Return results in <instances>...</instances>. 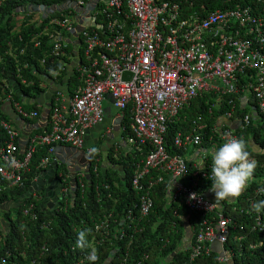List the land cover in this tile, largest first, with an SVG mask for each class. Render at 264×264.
<instances>
[{"label": "built area", "instance_id": "built-area-1", "mask_svg": "<svg viewBox=\"0 0 264 264\" xmlns=\"http://www.w3.org/2000/svg\"><path fill=\"white\" fill-rule=\"evenodd\" d=\"M93 1L97 8L95 15H100L101 28L98 31L94 24H79L84 60L76 70L82 84L65 102L60 99V91H56L47 119L48 130L30 134L21 151L18 129L0 115V127L7 136L0 146V191L22 183L37 146L47 147V155L39 162L41 168L57 162L53 156L55 145L83 147L88 129L104 119L102 101L109 94L121 113L126 109L130 111L136 149L146 145L148 152L136 164L131 177L136 202L122 211L120 218L115 217L113 209L108 210L95 224L96 233L101 239H109L127 235V229L137 231L153 207L154 186L162 182L166 174L169 176L168 200L181 203L201 217L193 242L183 247L188 250V257L181 264H195L198 256L212 251L217 253L218 264H234L232 253L224 244L230 229H243V226L224 213L222 204L218 205L198 189L200 182L209 179L212 161L205 155L199 161H191L193 170L189 173V161L182 153L169 152L164 135L168 122L197 97H205L208 113L220 109L223 112L215 118L211 135L206 139L197 131L177 132L172 141L178 151L196 149L206 141L211 156L226 139H241L242 131L255 122V117L264 115V0H223L216 1L213 6L208 0H64L54 6L58 15L48 14L43 32L35 37L47 34L53 41L52 54L63 55L65 42L61 30L72 32L77 23L73 20L72 8ZM38 44L36 40L35 45ZM124 71L131 75L123 78ZM10 99V92L0 97L3 101ZM14 110L22 118L32 119L39 115L37 110L25 109L17 102ZM202 162L203 170L199 169ZM97 168L95 164L94 173ZM85 171L76 173L80 184ZM57 176L62 177L61 174ZM67 177L75 178V175ZM62 179L65 181L66 177ZM260 183L263 184L264 179ZM57 184L59 186V182ZM103 187L107 190L106 196L111 198L109 185ZM262 187L264 185L255 189L256 193H262L259 191ZM69 189L70 185L66 184L58 187L57 196L65 198L64 203L69 202ZM193 193L198 194L196 199L189 198ZM30 194L34 200L42 198L34 184ZM248 200L246 213L252 215L250 228L264 232L260 213L252 207L255 202ZM34 207L31 200L22 212L37 220ZM173 214L176 216L177 210ZM111 222L119 228L113 230ZM42 225L47 224L43 222ZM0 230L8 231L4 222ZM213 243L219 245V251L213 249ZM260 244L261 241L249 243V248ZM125 250L128 253V246ZM147 257L146 253L142 255V259ZM126 259L124 257L121 264H126ZM140 263L141 260L137 262ZM0 264H5L3 257Z\"/></svg>", "mask_w": 264, "mask_h": 264}, {"label": "trees", "instance_id": "trees-1", "mask_svg": "<svg viewBox=\"0 0 264 264\" xmlns=\"http://www.w3.org/2000/svg\"><path fill=\"white\" fill-rule=\"evenodd\" d=\"M63 1L4 0L0 3L1 98L10 92V100L13 101L17 95L16 91H12L13 87H17L23 95L31 98L38 97L45 90L41 86L42 76L52 79L51 72L53 71L58 72L56 77L62 81L66 74V63L69 61L68 53L71 52L68 44L65 43L63 46V55L54 56L52 39L47 34L41 37H35V35L43 32L49 20L48 14L58 15V12L54 11V6L62 4ZM216 1L221 3L223 0H208L207 3L213 6L216 5ZM63 6L66 5L63 4ZM36 8L44 9L46 14L36 21H31L30 19L35 14L33 9ZM19 14L28 15V17L18 20ZM48 29L52 30L50 25ZM36 40L39 41L38 45H35ZM80 41L82 42L81 39ZM78 48L82 54L83 48L80 43H78ZM21 78L25 81L22 82ZM68 78L69 93L72 95L79 83L77 70L73 69ZM52 100L54 101L53 95ZM2 101L0 100V107ZM23 107L39 110L35 103L23 105ZM221 112L223 109L212 110L208 113L205 97L192 100L179 111L177 117L168 122L164 135L165 147L171 153H182L174 147L172 141L177 132L197 131L206 139L211 135L215 118ZM128 114L127 110L123 120L125 133H130ZM0 115L4 118L1 110ZM48 128L47 124L46 130ZM6 137L5 131L0 127V146L3 145ZM241 139L246 142L251 156L257 161L253 177L260 178L262 181L264 179V166H261L264 163V115L260 114L255 117V122L242 131ZM251 141H253L252 145ZM207 145L208 143L204 141L202 147L205 148ZM147 152L148 146L146 145H141L139 149L128 153L125 151L118 153L114 147L108 148L106 150L107 160L109 163L118 164L114 169L105 168L94 156L89 157L87 152L86 157L82 158L83 166L79 170L68 159L59 161L54 153L53 156L58 161L54 175L60 187L64 184L70 185L69 202L64 203L65 198H59L56 194L54 204L48 207L43 204L45 198L42 191L39 193L43 198L39 200H34L30 194L32 184L39 190L34 178L44 169L39 166V162L47 155L46 146H37L32 154L29 168L23 174L22 183L6 186L0 191V216L8 227L6 233L0 230V258L5 259V264H91L88 256L91 248H94L98 255L95 264H121L124 257H127L126 264H137L139 260H141L140 264H181L188 257V250L183 249L182 246L187 227L184 226L180 217L173 214L174 210L178 209L182 215L188 216L191 230L188 233L189 242L194 240L201 217L199 213L188 210L181 203L168 200L169 176L166 174L164 180L154 186L152 190L153 207L148 216L139 224L137 231L127 229V235L121 238L101 239L94 230L95 224L100 222L99 219L108 210L113 209L115 217L120 218V213L136 202L137 195L131 187V177L136 164L144 159ZM100 156V154L97 155V157ZM95 164L98 166L96 173L93 172ZM118 168H121V171ZM80 170H86L85 176L81 177L82 184L78 181L76 174ZM192 170V163L189 162V173ZM59 174L66 177L65 181L57 176ZM68 175H75V178L67 177ZM260 180L256 184L249 183L242 195L235 199V203L222 201L224 213L243 226V229L239 227L230 229L224 244V248L232 253L234 264H264V232L251 230L252 215L246 213L249 207L248 199L255 203L264 200V192L256 193L255 190L264 185L260 183ZM211 182L210 179L200 182L198 189L204 191ZM104 184L109 185L108 191L112 194L111 198L106 196L107 190L104 189ZM31 200L35 203L34 210L38 214L37 220L31 219L22 212ZM231 204H234L235 208H232ZM13 209H15L14 215ZM260 216L264 223V210L260 212ZM179 221L182 223L181 226L178 225ZM43 222L47 225L43 226ZM110 227L114 230L118 229L119 225L111 222ZM82 229L90 230L88 238L91 248L84 250L76 248L77 233ZM237 236L242 238L238 240ZM256 241H261V244L255 248H249V243ZM43 246L45 250L42 249ZM127 246L128 253H125ZM7 251L10 253L7 254ZM145 253L148 257L142 259ZM216 257L217 253L212 251L206 255L201 254L194 263L218 264Z\"/></svg>", "mask_w": 264, "mask_h": 264}, {"label": "crops", "instance_id": "crops-1", "mask_svg": "<svg viewBox=\"0 0 264 264\" xmlns=\"http://www.w3.org/2000/svg\"><path fill=\"white\" fill-rule=\"evenodd\" d=\"M95 6V7H94ZM73 9V8H72ZM35 11V14H33L31 21H36L40 17H44L46 14L44 12V9H33ZM96 8V2L93 1V3H89L84 5L83 7L75 6L73 9V20L76 21L77 24L86 23L89 25H95V28L100 31V15L96 14L95 11ZM37 11V12H36ZM28 15L19 14L17 16L18 20H22L23 18H27ZM96 21V22H95ZM75 25V26H76ZM62 32H64L62 34ZM69 33V36H68ZM76 36L75 31L73 32H66L64 30H61V38L62 41L68 44L71 52L68 53V63H66V74L64 75L62 81L56 77L58 72H51L52 73V79L47 76H42V82L41 86L45 88V90L42 93V95H38L36 98H31L27 95H23L17 87H13L12 91H16L17 95L16 98H13V101H2L0 110L2 111L4 118L8 120L11 125H13L15 128L19 131L18 136V143L20 150L22 151L25 148L26 141L28 139V136L30 134L34 133H41L46 130V125L48 124L47 119V109L50 111L51 103H52V95L54 96V101L56 97V91H60L61 93V100L63 102L67 101L68 98L71 96L69 93V75L72 74L73 69H76L77 65L80 64L84 59L83 52L81 54L80 49L77 47L78 42H80V36ZM78 38V39H77ZM83 48V47H82ZM75 62V63H74ZM78 85H81V81L78 78ZM76 86V87H77ZM75 87V88H76ZM55 93V94H54ZM53 101V102H54ZM17 102L21 106L25 105H32L35 103L38 106L37 110L39 112V115L35 118L28 119V118H22L19 116L15 110H14V103ZM103 110H104V119L103 121L88 129L86 136H85V143L83 147L81 148H74L67 144H57L54 148L56 153V157L59 159V161H65L68 159L72 162L73 165H75V168L79 170L82 165V160L84 157H86V153L89 152V149L92 147L97 148L99 151L96 155H93L95 159H98L99 163L103 164V166L109 167V168H116L118 164H112L109 163V161L106 158V150L110 147H114V150L118 153L121 151H125V153L133 152L136 150V146L134 144L133 135L130 128L131 118H130V111L129 109H126L121 113L112 103L111 96L109 94L105 95L103 101ZM34 109V108H31ZM36 110V109H35ZM129 112V128L130 133H125L124 126H123V120L126 116V112ZM50 112H48L49 115ZM209 146H205L203 148L202 146L193 149L188 148L185 151H182V155L184 152H189L187 154V158L183 157L191 162L194 160L199 161V158L203 155L206 156L208 160H211ZM83 150V151H82ZM100 154V157H97V155ZM69 156V157H68ZM116 157V154H114ZM83 158V159H82ZM102 166V165H99ZM52 166H48L44 168L42 171H40L39 175L36 177V183L37 187L39 186L38 191H42V195L44 196V205H47L48 207H51L54 204V196H56V192L58 191L56 187V177L54 173L52 172ZM119 171H121V168H118ZM154 173V172H153ZM121 175V174H120ZM212 184V182H211ZM211 184L207 185L204 189V192L211 197L218 205L222 204L223 202L226 203H232L235 201L236 198L231 199H225L216 201L215 193L211 190ZM43 198V197H42ZM177 210V217H180L182 219V222L185 227H187V233L184 238V242L182 244L183 247H185L188 244V240L190 235L188 234L191 230L189 228V221L187 215H182V213L179 214L180 210ZM213 249L216 251H219V245L217 243H213Z\"/></svg>", "mask_w": 264, "mask_h": 264}, {"label": "clouds", "instance_id": "clouds-1", "mask_svg": "<svg viewBox=\"0 0 264 264\" xmlns=\"http://www.w3.org/2000/svg\"><path fill=\"white\" fill-rule=\"evenodd\" d=\"M98 149L92 147L89 149L88 156L91 157L98 153ZM211 190L215 193L216 201L239 198L247 189L249 181L257 167V161L251 158V153L243 139L230 138L215 149L211 154ZM203 162L200 165L203 170ZM175 181V180H173ZM173 181L169 188V196L172 198ZM264 192V187L259 189ZM196 193L190 195V199L197 198ZM255 212L260 213L264 210V200L252 205ZM90 230L82 229L77 233L76 248L84 250L91 248L89 240ZM98 259L97 252L91 248L88 260L95 264Z\"/></svg>", "mask_w": 264, "mask_h": 264}, {"label": "water", "instance_id": "water-1", "mask_svg": "<svg viewBox=\"0 0 264 264\" xmlns=\"http://www.w3.org/2000/svg\"><path fill=\"white\" fill-rule=\"evenodd\" d=\"M78 7H83V6H78ZM73 8H75V7H73ZM82 30V26L81 25H79V24H77L76 26H75V29L73 30V31H75V33H76V36L78 35V32L79 31H81ZM72 31V32H73ZM68 36H69V33H68ZM78 43H80V42H78ZM78 47V46H77ZM75 63V62H74ZM129 75H131V73L129 72V71H124L123 73H122V77L123 78H128V76ZM40 95H42V93L40 94ZM112 99V98H111ZM112 103H113V99H112ZM47 112V117H48V112H49V109H47L46 110ZM83 151V150H82ZM54 152H55V150H54ZM56 154V153H55ZM106 154V153H105ZM62 161V160H61ZM58 162V161H57ZM57 162L56 161H54V163H53V170H52V172L51 173H54V171L56 170V168H57ZM56 181V184L58 183V180H55Z\"/></svg>", "mask_w": 264, "mask_h": 264}, {"label": "rangeland", "instance_id": "rangeland-1", "mask_svg": "<svg viewBox=\"0 0 264 264\" xmlns=\"http://www.w3.org/2000/svg\"><path fill=\"white\" fill-rule=\"evenodd\" d=\"M64 32H62V34H63ZM189 152H184L183 153V155H184V157L185 158H187V154H188ZM260 180V178H255V177H253L250 181H249V183H255L256 184V182H258ZM233 203H235V201L233 202ZM231 206H232V208H234V204H231ZM12 213H13V215L15 214V209H13L12 210ZM179 214H180V212H179ZM181 222L179 221V223H178V225L179 226H181ZM3 226V222H2V217L0 216V227H2Z\"/></svg>", "mask_w": 264, "mask_h": 264}, {"label": "bare ground", "instance_id": "bare-ground-1", "mask_svg": "<svg viewBox=\"0 0 264 264\" xmlns=\"http://www.w3.org/2000/svg\"><path fill=\"white\" fill-rule=\"evenodd\" d=\"M6 235V234H5Z\"/></svg>", "mask_w": 264, "mask_h": 264}]
</instances>
